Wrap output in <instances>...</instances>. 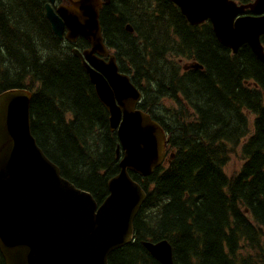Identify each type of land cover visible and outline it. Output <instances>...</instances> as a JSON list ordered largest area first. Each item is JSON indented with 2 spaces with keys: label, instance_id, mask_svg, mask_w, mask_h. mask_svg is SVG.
<instances>
[{
  "label": "trees",
  "instance_id": "16d2710c",
  "mask_svg": "<svg viewBox=\"0 0 264 264\" xmlns=\"http://www.w3.org/2000/svg\"><path fill=\"white\" fill-rule=\"evenodd\" d=\"M103 1L106 46L142 92L139 108L168 135L163 164L147 177L131 173L147 199L134 240L109 263L161 264L143 242L166 239L174 264H264V63L247 44L237 52L221 44L210 21L192 25L172 0ZM48 2L0 0V94L32 90L38 145L102 204L120 171L121 142L73 53L89 42L59 40ZM237 147L244 161L228 173Z\"/></svg>",
  "mask_w": 264,
  "mask_h": 264
},
{
  "label": "water",
  "instance_id": "95a60500",
  "mask_svg": "<svg viewBox=\"0 0 264 264\" xmlns=\"http://www.w3.org/2000/svg\"><path fill=\"white\" fill-rule=\"evenodd\" d=\"M69 2L57 9L47 3L46 16L59 39L83 37L91 44L85 58L76 55L118 131L121 169L98 207L92 194L64 178L38 145L31 128L32 92L14 88L0 94V251L6 264H108L109 255L132 240L134 219L146 200L129 170L149 175L166 156L163 127L137 107L142 93L109 55L100 21L103 1ZM173 2L191 24L210 20L223 45L237 52L249 44L264 63V0ZM247 9L251 14L240 16ZM145 246L162 264H174L167 241Z\"/></svg>",
  "mask_w": 264,
  "mask_h": 264
},
{
  "label": "rangeland",
  "instance_id": "374dc122",
  "mask_svg": "<svg viewBox=\"0 0 264 264\" xmlns=\"http://www.w3.org/2000/svg\"><path fill=\"white\" fill-rule=\"evenodd\" d=\"M241 155V147H237L236 153L231 156L230 162L226 167L228 173H233L235 170L240 169L242 162L244 161Z\"/></svg>",
  "mask_w": 264,
  "mask_h": 264
},
{
  "label": "bare ground",
  "instance_id": "6f19581e",
  "mask_svg": "<svg viewBox=\"0 0 264 264\" xmlns=\"http://www.w3.org/2000/svg\"><path fill=\"white\" fill-rule=\"evenodd\" d=\"M48 22H49V21H48ZM131 33H132V32H131ZM78 47H79V46H78ZM88 47H89V46H88ZM82 49H83V48H82ZM71 50H72V49H71ZM88 78H89V77H88ZM28 90H29V89H28ZM31 92H32V90H31ZM173 157H174V154L172 155V158H173ZM163 161H164V160H163ZM163 161H162V163H163ZM162 163H161V164H162ZM161 164H160V165H161ZM160 165H159V166H160ZM156 168H157V167H156Z\"/></svg>",
  "mask_w": 264,
  "mask_h": 264
}]
</instances>
